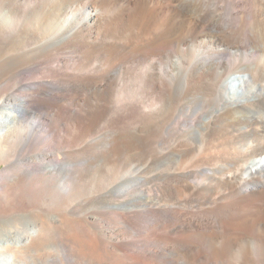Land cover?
Here are the masks:
<instances>
[{"label":"bare ground","instance_id":"1","mask_svg":"<svg viewBox=\"0 0 264 264\" xmlns=\"http://www.w3.org/2000/svg\"><path fill=\"white\" fill-rule=\"evenodd\" d=\"M151 1L0 0V264L264 263V0Z\"/></svg>","mask_w":264,"mask_h":264},{"label":"rangeland","instance_id":"2","mask_svg":"<svg viewBox=\"0 0 264 264\" xmlns=\"http://www.w3.org/2000/svg\"><path fill=\"white\" fill-rule=\"evenodd\" d=\"M149 2H152L151 0H148ZM152 5L154 6L155 5V3H152ZM82 5H80L79 6V8L81 7ZM161 15H159V18H161V17H163V16H161ZM248 22H247V24L249 25V27H251L254 23V21L252 20V19H248L247 20ZM155 30H152V33H154L155 34V32H154ZM174 44V43H173ZM172 44V45H173ZM176 44V43H175ZM173 45V47H176V45ZM187 48H188V46H184V45H180V53H184L186 50H187ZM185 50V51H184ZM196 55V54H195ZM187 56V55H186ZM185 56V57H186ZM239 57V56H238ZM238 57H236V58H238ZM177 58V59H176ZM232 58V57H231ZM155 59H157V61H159L160 59L158 58V57H156ZM233 59H235V58H233ZM232 59V60H233ZM240 59V57L238 58V61H241V60H239ZM165 60V62L163 61L162 63H158V67H157V70L159 71V72H161V71H167V70H172V64L173 63H175V62H179V63H181V64H184L185 63V61H184V56L182 55V54H177V55H175L173 58H172V61L173 62H170L169 61V59L168 58H165L164 59ZM169 62V63H168ZM164 64V65H163ZM131 66H133L134 68L137 66V64L135 63V65L133 64H131ZM161 66H162V68H161ZM170 66V67H169ZM165 68V69H164ZM137 72L139 73L140 72V70H137ZM236 84H238V82H236ZM133 87V86H132ZM142 90V89H141ZM141 90H139V92H138V89H137V91L136 90H130L131 91V93L132 94H134L135 92L137 93V95L138 96H146V95H144L143 94V92L141 91ZM133 91H134V93H133ZM137 97L136 96H133L132 97V100L133 99H135V100H138V98L136 99ZM134 100V101H135ZM40 117V116H39ZM42 123V124H41ZM40 123V126H39V128H38V130H39V133L41 134V137H42V140H41V142H40V144H41V147L42 148H45V149H47L48 147H49V144H51L52 143V140H53V138L51 137V135H49L47 132H46V125L47 124H50L48 121H42ZM72 132H78V129L77 128H72ZM68 132H63L61 135V138H58V139H60V140H57V142H59V141H65L66 139H69V140H73V138H71L70 136H72L71 134H67ZM70 135V136H69ZM50 140V141H49ZM55 143H56V140H55ZM75 144H76V142H74ZM80 145L81 147H78L77 145ZM78 144H76V147H75V151H77V150H80V151H82V152H80V157H81V159H87L88 157H89V153H87V152H84V150L82 149L83 147H85L83 144V146L80 144V143H78ZM46 145V146H45ZM78 147V148H77ZM82 149V150H81ZM68 153H70V152H72L71 150H69V151H67ZM199 154V155H198ZM200 155H201V152H199V153H197V158H199L200 157ZM60 157L61 158H63V155L62 154H60ZM197 158H195V160L197 159ZM5 168V164L4 163H1L0 164V171L1 170H3ZM84 180L82 179V180H80L79 179V184H80V188L79 189H81L79 192H80V194H84L83 192L85 191V184H83L84 182H83ZM49 183V184H48ZM46 186V187H45ZM51 181H48V182H42V181H40V180H38V179H34V178H32V179H30V181H29V188H28V190L26 191V195H27V198H28V201H29V203L30 204H32V205H39V206H41L42 208H48L49 206L52 208V206L55 204V202H56V199L54 198L55 196H54V194L52 193V190H51ZM81 191H82V193H81ZM53 194V195H52ZM186 194V195H185ZM184 195H182L181 197H182V199L183 200H185V198L188 196V194L189 193H185ZM13 195V194H12ZM54 196V197H53ZM61 196V198H64V200L63 201H65V198H66V196H65V193H64V196H63V194H61L60 195ZM10 198H12L13 199V197H7L6 195L5 196H2V199H1V203H0V205L2 206V207H4L5 205L4 204H7L6 202H10ZM19 197H18V195L17 196H15L14 197V199H18ZM7 200V201H6ZM19 200H21V199H19ZM66 201H67V198H66ZM36 203V204H35ZM62 204H63V202H62ZM64 205V204H63ZM44 206V207H43ZM1 207V208H2ZM83 241V242H82ZM52 243V244H51ZM51 243H50V245L52 246V248L51 249H47V250H43V251H41V252H39V253H37V254H32V260H31V262H30V264L32 263V264H69L67 261H66V259H65V257H64V255H63V253L60 251L61 250V248L59 247V244H58V242H57V240H53V242L51 241ZM53 243H54V245H53ZM83 243V244H82ZM87 242L83 239H79V244L80 245H85ZM253 248H255L254 247V245L252 246ZM253 248H252V250H253ZM55 249V250H54ZM60 249V250H59ZM255 250V249H254ZM52 251V253H50ZM57 251V252H56ZM60 251V252H59ZM234 251L235 252H233L231 255H229V260L232 262V260H233V262L232 263H237V264H240L241 262V258H242V256L240 255L241 253H240V249H238V248H235L234 249ZM41 253V254H40ZM40 255V256H39ZM49 255H51V256H49ZM47 256H48V258H47ZM56 256V257H55ZM34 257V258H33ZM232 257V258H231ZM63 260H65V263H64V261ZM63 262V263H62ZM260 264H262V262H260ZM264 264V263H263Z\"/></svg>","mask_w":264,"mask_h":264}]
</instances>
